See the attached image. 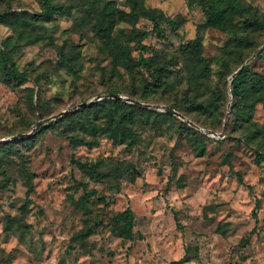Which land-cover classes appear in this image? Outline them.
<instances>
[{"label":"rangeland","instance_id":"1","mask_svg":"<svg viewBox=\"0 0 264 264\" xmlns=\"http://www.w3.org/2000/svg\"><path fill=\"white\" fill-rule=\"evenodd\" d=\"M88 1H111L127 13L133 2L54 0L70 7L72 13H57L48 20L40 16V0H0V16L8 20L0 22V52L28 75V80L18 86L0 81V140L30 133L38 121L65 110L75 111L84 100L92 101L91 105L112 98L107 93L109 88L119 89L128 98L137 94L141 100L137 105L144 107L168 106L169 100L178 99L190 108L189 116H184L194 124L196 119L211 122L197 110L199 102L205 100L201 95L207 85L222 90L220 108L227 113L233 100L230 77L243 64L228 74L243 57L248 56V60L264 45L263 23L259 30H249L250 47L243 51L238 47L231 55L224 53V48L233 47L235 42L217 27H201L207 12L203 0H137L142 7L158 9L166 18L179 21L176 30L161 23L163 35L159 36L149 19L134 23L117 19L114 35L121 42L134 24L145 32L132 50L136 60L158 52L159 61L167 65L174 89L152 91L145 87L155 80L150 70L138 66L131 73L114 65L106 44L95 37L89 20L94 8L85 3ZM244 1L264 20V0ZM199 33L211 75L196 87L183 72L177 78L176 70L183 63L181 45L195 40ZM61 53L70 58L69 63L60 59ZM250 63L253 71L264 73V48ZM98 118L99 124L106 123L103 111ZM178 118L154 115L140 120L136 111L129 120L139 137L135 148L116 144L105 135L96 136L98 143L92 146L74 147L60 130L77 132L88 140L94 136L67 118L58 127L47 126L43 131L40 126L58 118L41 124L33 141L17 144L19 153L5 156L8 176L0 174V182L4 180L3 186L0 183V264H176L184 256L188 259L181 264H264L262 155L243 141L247 136L244 127L234 129L231 125L221 136L207 134L203 129H212L196 124L199 128L191 126L209 137L207 151L199 156L192 137L179 126L181 120L186 121ZM253 119L264 123V104L256 106ZM214 123L218 131H212L222 133L224 127L217 120ZM226 135L225 142L219 143ZM228 154L230 160L226 161ZM99 159L132 162L139 176L135 181L121 179L117 193L109 184L85 175L74 162ZM31 183L34 189L27 195ZM248 185L253 186V193ZM86 190L97 194L88 201L89 223L95 231L87 238L88 251H83L70 245L72 237L85 226L86 215L77 202ZM109 194L116 200L106 208L97 198ZM258 200L256 219L253 210ZM127 207L135 213L137 237L132 241L114 237L108 225L110 216ZM220 223L228 224L225 234L218 231Z\"/></svg>","mask_w":264,"mask_h":264},{"label":"trees","instance_id":"2","mask_svg":"<svg viewBox=\"0 0 264 264\" xmlns=\"http://www.w3.org/2000/svg\"><path fill=\"white\" fill-rule=\"evenodd\" d=\"M73 1V0H69ZM86 1V0H83ZM207 6L206 22L202 24V28L217 27L231 35L235 45L233 47L224 48V53L231 55L237 48L240 51L244 47H250L252 40L249 30H259L264 20L249 7L244 0H203ZM42 6V13L40 16L50 20L54 14H71L72 10L66 5L55 3L54 0H40ZM94 8V13L90 17L92 23V29L95 32V37L106 44L112 56L115 66L120 65L127 71L133 73L135 68L140 66L144 69L150 70L155 75V80L152 84H146L145 87H149L152 91L158 90H171L174 89V83L169 82L170 75L167 65L159 61L160 53L153 54L150 58L141 57L136 60L132 55L134 45H138L140 42L139 37L144 36V31L140 30L135 24L132 28V32L125 37V41L121 42L114 35V27L117 19H123L136 22L140 18L149 19L153 25L154 30L157 31L159 36H162L160 25L163 22L176 30L179 21L168 19L158 9L144 8L137 0L132 2L131 12H124L118 10L115 4L111 1L99 4L97 1L85 2ZM77 7V4H74ZM86 11H89L88 8ZM245 13L249 15L246 16ZM1 23H7L8 20L0 16ZM202 41L203 37L201 33L198 34L195 40L189 41L181 45L182 66L176 70L177 78L180 77V72L185 74V77L194 83L196 87L204 83L205 79L210 78L211 68L209 61L202 55ZM0 81L7 84L18 86L22 85L28 80V75L22 72L17 64L11 60L2 51L0 52ZM248 58L243 59L236 66V69L231 71L228 75L235 72ZM60 59L69 63L70 58L64 53H61ZM122 59V63L118 60ZM61 63V62H60ZM231 94L233 97L231 105H229L227 113H222L220 108V102L223 101V93L219 86L211 87L207 85L206 90L201 97L205 100L199 102L198 111L204 113L207 119H211V122H202L199 119L193 120L199 126L217 130L218 126L214 121H219V126L224 127L225 119L227 118L226 128L232 125L236 127H244L247 136L243 137V141L248 145H253L257 149L258 154L264 159V123L260 124L253 119L256 106L258 104H264V73L255 72L252 70L251 63L247 64L232 80L231 82ZM109 95L122 96V92L117 88H109L107 90ZM137 94L133 93L129 95V99L134 101H141L137 98ZM87 102L84 100L82 103ZM135 103V102H134ZM178 99L169 100L168 106L174 108L183 115L189 116L191 110L188 106H184ZM189 110V111H188ZM103 111L107 117L104 125L99 124L98 113ZM137 111L138 117L141 120L145 117L147 120L152 116H163L166 118L179 119L174 114L164 111L158 112L154 109H150L144 106H140L133 103H129L126 100L118 98H108L100 100L95 104H83L77 110L64 114L55 121L50 122L47 125L39 127L40 131H43L47 126L54 127L60 125L65 118L71 119L76 125L80 127L86 134L94 136L91 140H88L84 135H80L77 132L73 134L67 133L65 130H60L62 135L69 138L70 143L76 147L78 145L92 146L98 143V135H105L116 144H126L129 148H135L138 144V134L135 131V127L129 123ZM229 111V112H228ZM43 115L40 116L42 118ZM145 123H148L145 122ZM239 125V126H238ZM243 125V126H242ZM179 126L184 128L189 137L191 138L194 150L199 156L203 155L206 150V140L209 139L206 135L198 132L195 128L189 125L187 122L180 121ZM72 127V125H71ZM239 127V128H240ZM36 131L30 136L16 137L10 141L0 142V174L4 177L8 176L5 167V156L15 151L19 153V149L16 148L17 144L28 143L34 140ZM227 133V132H226ZM218 140L219 143H224L225 139ZM251 143V144H250ZM226 161L230 160V154L226 156ZM78 168L87 176L92 178L96 182H102L109 184L110 188L116 189V192L121 191V179H129L135 181L139 176L137 169L132 162L122 161H106L105 159H99L97 161H81L74 160ZM4 180H1V185H4ZM240 182L243 180L240 178ZM86 186L84 183L82 184ZM250 193H253V186L248 185ZM34 187L28 184L27 195L33 191ZM95 190H86L83 196L78 200L77 206H79L85 217V226L79 230L72 237V246H79L83 251H88L87 238L95 231L94 226L89 223L91 209L88 207L89 197L95 195ZM97 200H100L106 208L110 203L115 202V195H103L98 196ZM208 206L205 207L207 209ZM260 209V201L258 200L253 210V216L258 219L257 211ZM108 225L110 233L117 238L123 240L132 241L136 239L135 232V213L131 207H127L124 210L118 211L114 215L108 218ZM228 223V222H227ZM220 223L218 225V231L225 234L228 231V224ZM26 227H30L27 226ZM142 239V236L139 235ZM90 251V250H89ZM188 259L184 256L182 260H178L175 263L181 264Z\"/></svg>","mask_w":264,"mask_h":264},{"label":"water","instance_id":"3","mask_svg":"<svg viewBox=\"0 0 264 264\" xmlns=\"http://www.w3.org/2000/svg\"><path fill=\"white\" fill-rule=\"evenodd\" d=\"M264 48V45L254 54V55H252V57H250L248 60H246L244 63H243V65L230 77V82H232V80L237 76V74L247 65V64H249L259 53H260V51L262 50ZM111 97H113V98H118V99H121V100H126V101H131V102H135V103H140V102H138V101H134V100H131V99H129L128 97H125V96H118V95H110ZM92 101H89V102H85V103H81L78 107H80L81 105H83V104H89V103H91ZM144 105H146L147 107H150V108H152V107H155V108H158V109H163V110H165V111H167V112H170V113H172V114H174V115H176V116H178V117H180V118H182L183 120H185L186 122H188L190 125H192V126H194V127H196V128H199L196 124H194L191 120H189L188 118H186L182 113H180V112H178L177 110H175L174 108H172V107H170V106H162V105H150V104H144ZM68 112V110H65V111H62V112H60L59 114H57V115H55V116H53V117H49V118H47V119H44V120H40V121H38L36 124H35V126H34V128H33V130H32V132H30V133H27V134H19V135H17V136H14V138H16V137H23V136H30V135H32L35 131H36V129L41 125V124H43V123H46V122H49V121H51V120H53V119H57V118H59V117H61V116H63L65 113H67ZM229 112V111H228ZM226 126H227V118L225 119V123H224V128H223V132L222 133H216V132H214V131H212V130H206V129H203L204 130V132L205 133H207V134H211V135H221V136H223L224 134H225V130H226ZM7 140H9V138L8 139H1L0 140V142H3V141H7Z\"/></svg>","mask_w":264,"mask_h":264}]
</instances>
